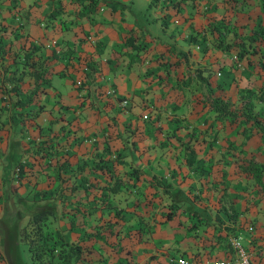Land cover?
Instances as JSON below:
<instances>
[{"label": "rangeland", "instance_id": "374dc122", "mask_svg": "<svg viewBox=\"0 0 264 264\" xmlns=\"http://www.w3.org/2000/svg\"><path fill=\"white\" fill-rule=\"evenodd\" d=\"M101 1L99 6L105 4L102 12L89 13L88 17L77 10H84L83 5L89 4L90 0H0L3 7L0 16L8 15L10 7L21 6L20 18L30 38L41 43L42 53H50L57 45L59 50L56 52L54 49L58 60L50 62L55 71L53 85L46 93L40 94L44 107L36 119L26 117L23 112L22 116L26 117L24 122L16 117L10 121L8 105L4 103L0 107V264H36L30 254L29 237L24 227L32 214L43 206L49 204L56 206L53 207L56 211L59 209L49 198L33 195L42 186L39 180L30 188H24L22 177L16 171L23 153L15 140H21L25 154L33 152L37 142L43 138L45 128L42 123L51 116L52 109L49 107L53 102V109L59 110L62 108L60 103L69 102L70 110L66 111L71 121L83 124L86 132L93 136L100 134L102 126L108 122L111 128L115 127L111 130L117 135L118 149H121V142L128 144L123 151L127 153L126 159L143 166L137 185L124 189L115 199V207L125 209V214L131 216L128 223H134L135 227L146 224L143 227L149 233L144 238L145 242H137L133 234L132 239H122V244L115 233L110 234L104 243L88 238L93 232L92 226L101 222L106 225L109 216L115 220L102 202L107 194L106 181H101L100 187L88 193L83 190L80 193L76 187H71L76 193L69 194L77 196L76 203L79 200L78 206L83 210L75 218H68L58 210L57 219L47 221L50 233L53 229L54 234L60 232L69 240L80 239L84 246L91 247L92 253H86L92 260L88 264H177L170 257L183 264H252L247 244L251 237H264V200L253 201L251 197L256 195L255 189L249 188V181L243 174L232 172L227 161L232 157L230 152L233 150L253 152L264 157V135L243 136L235 126L215 119L213 112L198 101L203 86L195 76H187L190 69L200 64L198 58H202L209 61L211 68L215 66L216 70L210 78L214 83L215 80L222 82L226 93L236 91L235 79L239 75H248L254 88L264 87L262 75L248 73L247 54L240 55L234 49L217 45L216 40L222 44L231 40L232 32L212 35L207 29L206 18L212 13L216 16L227 13L233 20L235 17L225 11L222 4L217 10H212L205 9L202 3L198 6L195 3V8L188 5L191 12L185 9L184 13L178 14L166 9L174 0ZM14 3L16 5L13 6ZM53 8H58L59 12L56 17L50 18L48 12ZM263 8L252 6L245 12L236 21L238 30L248 33L255 22L261 18L264 22ZM99 14L102 16L100 21ZM189 14L191 17H188ZM8 20L15 23L18 19L8 17ZM99 22L107 25L104 31L109 37L113 33L116 36L117 41L111 45V50L99 41V32L94 25ZM133 33L145 44L139 54L135 50L129 52L131 48L127 36ZM87 34L92 36L94 47L103 51L97 52L95 61L88 56L91 49L85 46ZM191 43L195 50L188 47V61L176 67L174 62L167 63V56L174 61L172 53L165 57L158 55L161 52L165 54L170 46L179 50ZM91 53L96 52L91 50ZM156 55L161 56L160 59ZM251 56L256 58L257 54ZM98 78H101L100 83ZM241 78L239 80L243 82ZM82 79H86V87L83 86L78 93L75 88L81 87ZM177 80L188 82L184 96L182 91L179 90L177 95V89L172 88ZM98 84H101L100 87ZM158 86L161 91L155 93ZM22 87L21 95L24 97L32 88L29 77H25ZM105 87L113 91L104 93L103 100L93 97L98 88ZM163 87L167 91L162 90ZM84 92H88L84 101L90 111V100L99 104L100 109L94 113L82 109L77 116L75 107H79L78 102L85 96ZM176 95L184 102L177 109H169ZM124 98L127 105L121 106L120 101ZM155 99L161 103L162 110L156 106ZM104 100L108 101L107 105H104ZM150 107L152 116L144 117L141 110ZM128 122L136 126L135 129H125ZM116 130L119 133H115ZM128 136L131 137L126 140ZM30 176L36 177L33 174ZM156 178L165 180L166 185L156 181ZM44 179L45 184L49 179L46 176ZM101 179L105 177L101 176ZM218 181L227 185L229 191L226 197L235 199L239 211L236 232L225 235L224 229L219 231L220 220L216 218L219 206L227 202L225 195L219 196ZM167 210L175 212L172 217L165 215ZM113 228L129 234L122 225L115 224ZM130 230L135 231V228L132 226ZM219 237L224 240L218 241Z\"/></svg>", "mask_w": 264, "mask_h": 264}, {"label": "trees", "instance_id": "16d2710c", "mask_svg": "<svg viewBox=\"0 0 264 264\" xmlns=\"http://www.w3.org/2000/svg\"><path fill=\"white\" fill-rule=\"evenodd\" d=\"M97 1L90 0L89 4L83 5L84 10H77L78 13H84L88 16L89 13L97 12L100 8L99 3H96ZM195 3L197 6L202 3L205 9L212 10H217L219 5L222 4L225 11L232 13L235 17L234 20L227 13L217 16L215 13H212V16L208 17L209 19L206 18L207 29H209L212 35H227L232 32L231 40L224 44L216 40L217 45L228 50L234 49L240 55L247 54L249 57L247 59L248 73L254 72L257 75L260 74L264 80V22L262 18L260 21L255 22L248 33H244L236 27V21L245 12L251 9L252 6H264V0H174L169 6H166V9L178 14L184 13V10L187 9L189 13L191 11L188 5L195 8ZM17 5L13 9L10 7L8 15L0 16L4 20H0V101L3 102L0 107H3L4 103L8 105V120L10 119L11 121L16 117L19 121L24 122L26 117L36 119L44 107V103L40 100L41 95L46 93L48 88L53 85L52 77L55 71H53L52 65L50 66V62L58 57L56 52L59 50L57 45L50 53H42L41 43H37L34 39L30 38L24 22L20 18L21 6ZM2 9L3 7L0 6V13ZM58 12V8H53L48 12V15H51L50 18H53L56 17ZM8 17L17 18L18 20L12 23L11 20H8ZM188 17H191V15L189 14ZM88 39L91 41L90 38ZM127 39L131 48L129 52L135 50V53L139 54L141 48L145 46L144 42H142L143 40L137 38L136 33L127 36ZM171 47L165 54L161 52L158 55L161 54L162 57H165V55L172 53L175 56L174 61H170L169 56L166 59L168 64L174 62L175 67L188 61L189 53L187 50H174ZM254 53L257 54L256 58L251 56ZM158 55H156L157 59L161 57ZM206 63L209 64V61L207 62L206 60ZM217 66L221 67L220 64ZM214 70H216L215 66L211 68L210 64L209 66L202 64L194 69L193 74L190 72L187 75L189 77L195 76L203 86V90L198 95V101L209 111L213 112L215 119H220L228 122L230 126H235L239 134L243 136L264 135V87L254 88L251 84L252 81L248 79V75H239V78L235 79L236 91L226 93L224 92L225 87L222 85V82L215 80L214 83L211 80L210 76L215 72ZM26 76L31 79L32 88L23 97L21 95L23 92L22 85ZM240 78L243 79V82L239 80ZM188 80L189 82L191 81L190 78ZM85 81L86 79H82L81 87L75 88L78 93H81V89L86 87ZM187 84L188 82L177 80L172 85V88L177 89V95L180 90L182 91V96H184L187 91L185 87ZM100 85L98 84V87ZM84 93L85 96L81 97L80 102H78L79 107H75L77 116L80 115L82 109L87 110V113H94L96 109H100L99 104L90 100L88 102L92 106V110L90 111L88 104L84 101L88 92ZM104 93L105 88H98L93 97L103 100ZM177 95L173 97V103L169 106V109H177L183 104L184 101L181 98H177ZM68 103H60L59 106L62 105V108L59 107L61 110L53 109L55 102L50 105L49 109H52L51 116L46 122L42 123V126L45 128V131L42 133L43 138L37 142V146L33 152L25 154L21 140H18V138L15 140L23 153L22 159L16 166V171H19V176L22 177L21 185H24V188H28L29 186H33L32 184L36 180H39L42 186L38 187L39 190L35 194L33 193V195L38 198H49L51 202H55L59 206L58 210L64 216L75 218L83 208L78 206L80 205L79 200L76 203L75 198L77 196H71L69 192L72 195H75L76 190H79V192L83 190L88 193L89 191H93L94 188L100 187L101 181H106L107 194L106 198L102 199V202L104 208L108 209L107 213H112L111 216L115 220H112L109 216V221H106V225L101 222L92 226L93 232H90L88 238L93 237L94 240H102L104 243L109 239L110 234L115 233L119 237L120 244H122V239H132L134 236L137 242H145L146 235L149 233L143 227L146 224L143 223V226L135 227L134 223H128L131 216L125 214V209L115 207L117 196L120 193L122 194L127 188L130 189L137 185L143 166H140L137 162H132L134 161L132 159H126L127 153H123V151L128 147V144H122L121 142V149H118L116 142L117 135L111 130L115 127L111 128L108 122L102 126L100 134L95 136L86 132L83 124L72 122L71 117L68 116L66 111L70 110ZM103 103L107 105L108 101L104 100ZM157 107H159V110H162L160 109L162 105ZM25 109L27 110L24 111ZM151 110V107L147 108V110L142 109L141 114H144V117H150L152 116ZM159 110L156 109V112H159ZM23 112L27 115L26 117L22 116ZM127 124L128 126L125 129L133 130L136 127L130 122ZM115 133H119V131L116 130ZM129 137L131 136H128L126 140ZM0 143H2L1 134ZM8 146L9 142L6 149ZM230 153L232 157L227 162L230 163L232 172L237 175L243 174L248 179L249 188H254L257 195L251 197L253 201L258 203L260 200H264V157L257 156L253 152L241 150H233ZM30 174L36 177L32 178ZM39 176L41 178H38ZM45 176L49 180L44 184L43 180H45ZM101 176H104L105 179L102 180ZM32 179L35 180L32 181ZM156 179L162 185H166L165 180ZM218 183L217 191H220L219 196L225 195V201L227 202L219 206V213L216 215V218L220 220L219 231L224 229L225 235L229 232H236V224L239 222V211L235 199L226 197L229 191L227 185L220 181ZM168 185L169 180H167V189ZM71 187H76V190H73ZM53 207V205L47 204L36 210L24 227L26 235L29 237L28 247L32 259L36 264L90 263L92 261L91 257L86 255V253H92L90 246L86 245V248L80 239L69 240L60 232L54 234L55 231L53 229H51L52 233L49 232L50 229L47 228L46 223L50 218L57 219L58 213V210L54 209L56 206ZM171 212L172 210H167L165 215L172 217L175 212ZM118 219L120 221H117ZM115 224L122 225L124 228L126 227L129 234L127 232L116 231L117 229L113 228ZM132 226L135 228V231L130 230ZM217 240L221 241L224 238L222 237L221 239L219 237ZM247 249L249 250L252 264H264V237H251L247 244ZM42 257H44V260ZM49 259L51 262L47 263L46 260Z\"/></svg>", "mask_w": 264, "mask_h": 264}, {"label": "crops", "instance_id": "0c3cea01", "mask_svg": "<svg viewBox=\"0 0 264 264\" xmlns=\"http://www.w3.org/2000/svg\"><path fill=\"white\" fill-rule=\"evenodd\" d=\"M101 0H98L96 3H98V2H100ZM103 1V0H102ZM101 1V2H102ZM105 1H107V0H105ZM146 1H148V0H146ZM122 2V1H121ZM122 3H124V2H122ZM126 4V3H125ZM129 5V4H128ZM105 7V4H102L101 6H100V8H99V10L97 11V12H102V10L101 9H103ZM111 9V8H110ZM95 13V12H94ZM103 13H105L104 11H103ZM93 14V13H92ZM98 20L100 21V20H102V16L100 17V14H99V16H98ZM93 23V22H92ZM94 25H95V29H97L98 30V32H99V38H100V43L102 42L103 43V46L104 47H107L108 48V50H111V45H113V44H115L116 43V36L114 35V33H113V36L112 37H109L108 36V32H105L104 31V29H105V27L107 26V25H105L103 22H99V23H94ZM111 28H113V27H111ZM92 29V28H91ZM93 31H94V29L93 30H91V32L93 33ZM91 32H89V33H91ZM88 35V34H87ZM166 41V40H165ZM92 43V41H88V40H86V44H85V46L86 47H88L89 49H91L92 51H95L96 53H91V50H90V54H88V56L89 57H91V59H92V61H95V58H96V56H98V54H97V52L98 53H102L103 51H101V50H98L99 48H97L96 49V47H94V45L95 44H91ZM98 46V45H97ZM188 47H192L191 49L194 51L195 49H194V45L191 43V44H189V45H184L183 46V48L182 49H184V50H187V48ZM94 49V50H93ZM107 50V51H108ZM107 51H105L104 50V52H107ZM46 53H48V51L46 52ZM199 59V61H200V64L199 65H205L206 64V66H209V64H207L206 63V60H204V59H202V58H198ZM54 60H58V57H56ZM197 65V64H196ZM198 65V66H199ZM195 68L197 67V66H194ZM194 73V69H190V71H189V73ZM193 76V75H192ZM99 80H101V78L99 79H97V81L100 83V81ZM156 86V85H155ZM95 87V86H94ZM105 88H107V87H105ZM163 89H165V91H167V88H162V90ZM133 90V89H132ZM159 91H161L160 90V88H159V86H158V88L156 89V91L154 90V92L155 93H159ZM156 97H158V96H156ZM158 100H161V98H159L158 97ZM155 103H156V105L157 106H161L160 104V102L159 101H157L156 99H155Z\"/></svg>", "mask_w": 264, "mask_h": 264}, {"label": "built area", "instance_id": "2783aa9c", "mask_svg": "<svg viewBox=\"0 0 264 264\" xmlns=\"http://www.w3.org/2000/svg\"><path fill=\"white\" fill-rule=\"evenodd\" d=\"M88 38H90L91 40H93V38H92L91 35H89ZM112 91H113V90L110 89V88L105 89V93H106V94H110ZM120 105H121V106H125V105H127V100H126V98L121 99V101H120ZM170 260H171V261H176L177 264H183L182 261L174 260V258H172V257H170ZM246 263H247V262H246Z\"/></svg>", "mask_w": 264, "mask_h": 264}]
</instances>
